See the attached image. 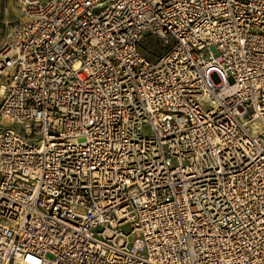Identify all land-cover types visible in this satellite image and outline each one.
<instances>
[{"label":"built area","instance_id":"built-area-1","mask_svg":"<svg viewBox=\"0 0 264 264\" xmlns=\"http://www.w3.org/2000/svg\"><path fill=\"white\" fill-rule=\"evenodd\" d=\"M16 3L0 264H264V0Z\"/></svg>","mask_w":264,"mask_h":264},{"label":"rangeland","instance_id":"rangeland-1","mask_svg":"<svg viewBox=\"0 0 264 264\" xmlns=\"http://www.w3.org/2000/svg\"><path fill=\"white\" fill-rule=\"evenodd\" d=\"M20 11L18 9L16 0H0V48L8 39L9 26L6 21L14 22L20 18ZM151 50L154 46L150 45ZM6 73L4 77L0 78V84L5 83Z\"/></svg>","mask_w":264,"mask_h":264},{"label":"trees","instance_id":"trees-1","mask_svg":"<svg viewBox=\"0 0 264 264\" xmlns=\"http://www.w3.org/2000/svg\"><path fill=\"white\" fill-rule=\"evenodd\" d=\"M152 43H154V42L150 40V44H152ZM153 46H154V49L152 50V51H153V53H156L157 51H159V50H158V47H157V45H156V44H155V45H153Z\"/></svg>","mask_w":264,"mask_h":264},{"label":"bare ground","instance_id":"bare-ground-1","mask_svg":"<svg viewBox=\"0 0 264 264\" xmlns=\"http://www.w3.org/2000/svg\"><path fill=\"white\" fill-rule=\"evenodd\" d=\"M12 57V53L9 54V57L8 58H11Z\"/></svg>","mask_w":264,"mask_h":264}]
</instances>
